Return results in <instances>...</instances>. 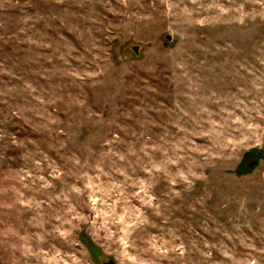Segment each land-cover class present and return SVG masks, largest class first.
I'll list each match as a JSON object with an SVG mask.
<instances>
[{
	"label": "rangeland",
	"instance_id": "1",
	"mask_svg": "<svg viewBox=\"0 0 264 264\" xmlns=\"http://www.w3.org/2000/svg\"><path fill=\"white\" fill-rule=\"evenodd\" d=\"M263 149L264 0H0V264H264Z\"/></svg>",
	"mask_w": 264,
	"mask_h": 264
},
{
	"label": "water",
	"instance_id": "2",
	"mask_svg": "<svg viewBox=\"0 0 264 264\" xmlns=\"http://www.w3.org/2000/svg\"><path fill=\"white\" fill-rule=\"evenodd\" d=\"M168 39H169V36H166ZM131 49L133 50V52L134 53H137V46H135V45H133L132 47H131ZM260 154L262 153V154H264V149L261 151V152H259ZM256 163V161L255 160H249L248 162H247V166L248 167H251L253 164H255ZM103 264H113V262H112V260H107V261H105V262H103Z\"/></svg>",
	"mask_w": 264,
	"mask_h": 264
},
{
	"label": "trees",
	"instance_id": "3",
	"mask_svg": "<svg viewBox=\"0 0 264 264\" xmlns=\"http://www.w3.org/2000/svg\"><path fill=\"white\" fill-rule=\"evenodd\" d=\"M85 242L88 244L90 251H93L92 244L87 236L84 237Z\"/></svg>",
	"mask_w": 264,
	"mask_h": 264
},
{
	"label": "flooded vegetation",
	"instance_id": "4",
	"mask_svg": "<svg viewBox=\"0 0 264 264\" xmlns=\"http://www.w3.org/2000/svg\"><path fill=\"white\" fill-rule=\"evenodd\" d=\"M254 154L257 156L259 155V151H254ZM253 159V158H252Z\"/></svg>",
	"mask_w": 264,
	"mask_h": 264
}]
</instances>
